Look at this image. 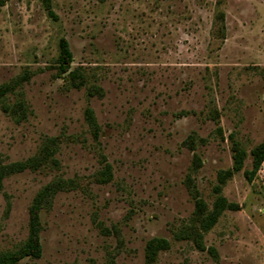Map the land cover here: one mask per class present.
I'll list each match as a JSON object with an SVG mask.
<instances>
[{
    "label": "rangeland",
    "instance_id": "374dc122",
    "mask_svg": "<svg viewBox=\"0 0 264 264\" xmlns=\"http://www.w3.org/2000/svg\"><path fill=\"white\" fill-rule=\"evenodd\" d=\"M51 7L56 18L45 0L0 7V90L11 88L0 94V167L57 141L55 161L4 176L0 252L27 242L34 200L64 181L41 211V258L18 264H145L153 238L170 243L155 264H264V163L245 175L264 142V0ZM62 38L73 63L60 76ZM235 145L246 159L221 195L238 208L223 211L201 250L178 236L195 190L213 210Z\"/></svg>",
    "mask_w": 264,
    "mask_h": 264
},
{
    "label": "trees",
    "instance_id": "16d2710c",
    "mask_svg": "<svg viewBox=\"0 0 264 264\" xmlns=\"http://www.w3.org/2000/svg\"><path fill=\"white\" fill-rule=\"evenodd\" d=\"M46 8L48 13L53 18H56L52 7L51 0H45ZM222 0H219L221 3ZM4 0H0V7L3 5ZM218 20H224V14L220 13ZM73 63V54L70 49V45L67 39L62 38L60 41V54L58 59V71L59 75L62 76L71 72ZM10 87H3L0 90L1 95H5L10 91ZM6 112H13L9 106L5 108ZM189 142H193V137L188 139ZM57 141L50 139L48 143L42 149L39 156L29 159L25 163H14L7 167H0V188L2 187V180L8 173L22 172L26 169L32 168L37 169L49 160H54L56 153ZM253 168L251 171H246L245 175L251 182L257 173L261 170L264 163V142L256 147L253 151ZM234 164L232 169L220 171L218 174L219 185L215 188L216 194H218L217 200L215 201L213 210H209L207 204L200 198L199 193L195 190L196 198V211L194 213L192 224L187 227L181 235L186 239H192L196 243L197 247L204 250L203 238L204 233L209 231L211 227L217 222L223 211L226 209L235 210L238 208L236 204L229 203L228 200L221 195L222 186H224L228 179H230L234 173L242 170L246 159V152L238 145L234 146ZM200 166L199 157L195 155V168ZM189 181H192L189 178ZM64 181L52 183L46 186L36 197L31 208H30V234L27 242L17 251L0 252V264H18L20 261L26 258L39 259L42 256L43 246L41 242V211L45 205L49 202L51 197L58 191L63 190L66 187ZM170 243L164 238H153L151 239L146 247V263L155 264L157 257L161 251L169 249Z\"/></svg>",
    "mask_w": 264,
    "mask_h": 264
}]
</instances>
